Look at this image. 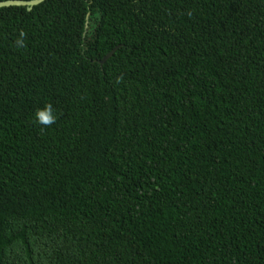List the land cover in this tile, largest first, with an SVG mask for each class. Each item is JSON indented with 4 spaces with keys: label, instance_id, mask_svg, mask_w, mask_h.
Wrapping results in <instances>:
<instances>
[{
    "label": "trees",
    "instance_id": "16d2710c",
    "mask_svg": "<svg viewBox=\"0 0 264 264\" xmlns=\"http://www.w3.org/2000/svg\"><path fill=\"white\" fill-rule=\"evenodd\" d=\"M0 264H264V0L0 8Z\"/></svg>",
    "mask_w": 264,
    "mask_h": 264
},
{
    "label": "clouds",
    "instance_id": "9594fccd",
    "mask_svg": "<svg viewBox=\"0 0 264 264\" xmlns=\"http://www.w3.org/2000/svg\"><path fill=\"white\" fill-rule=\"evenodd\" d=\"M26 33L23 30L19 31L18 37L15 39V46L17 48H25ZM58 116L56 110L51 103H47L43 108H37L34 113V122L41 125V131L50 128L57 122Z\"/></svg>",
    "mask_w": 264,
    "mask_h": 264
},
{
    "label": "water",
    "instance_id": "95a60500",
    "mask_svg": "<svg viewBox=\"0 0 264 264\" xmlns=\"http://www.w3.org/2000/svg\"><path fill=\"white\" fill-rule=\"evenodd\" d=\"M45 0H31V1H2L0 2V8H7V7H26L30 10L32 7L39 5L40 3L44 2ZM118 47H115L111 52H109L101 61L100 64H103L107 59H109L113 53L116 51Z\"/></svg>",
    "mask_w": 264,
    "mask_h": 264
}]
</instances>
